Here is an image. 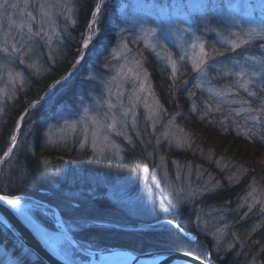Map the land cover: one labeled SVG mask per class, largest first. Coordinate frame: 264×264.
<instances>
[{
	"label": "rangeland",
	"instance_id": "1",
	"mask_svg": "<svg viewBox=\"0 0 264 264\" xmlns=\"http://www.w3.org/2000/svg\"><path fill=\"white\" fill-rule=\"evenodd\" d=\"M8 2L18 6L0 8V107H3V111L0 112V126L7 119L8 104H12L20 96L25 107L33 102L27 97L29 79L47 69L61 52L65 35L76 24L73 25L67 17L71 16L76 21L78 7V0H8ZM114 2L117 4V16L121 25L115 23L119 26L118 34L107 55L96 54V58L103 59V62L99 61V65L89 67L86 71L82 67L84 59L93 56L96 46L104 37L103 24L100 23L98 27L102 32L95 46L89 50L74 48V53L79 52L84 59L77 64L78 56L74 54L71 67L58 79L61 80V84L53 88L54 82L49 91L44 93L43 97L47 103L33 109L23 122H20V116L15 117L6 127L4 141L8 146L4 151L10 147V135L17 136V147L6 160L0 161V181L4 185L8 182L9 176L14 180L12 175L21 174L17 172L16 162L20 154L34 151L37 133H40V143L45 147L71 143L76 145L78 150L90 151L92 155L105 160L123 161L128 149L135 144L149 146L147 162L139 171L137 169L129 176H107L102 173L81 171L78 174L64 176L61 174L59 181L57 180L58 185L61 187L64 180L61 188L76 198L88 197L87 194H95L100 187L103 188L99 193L115 201L120 214L126 218L131 217L126 222L129 223L134 218L139 222L141 229L147 231L172 228L168 216L186 208L190 232L196 237L211 240L214 252L224 255L233 249L238 237L236 232L230 229L225 208L208 204L207 196L218 185L214 181L218 171L224 172L225 176L233 181L244 178L248 172L223 156L217 154L214 156L213 152L203 151L196 143L195 135L178 121L176 115L179 111L168 113L156 90V82L151 76L143 48L148 49L156 61L168 71L170 82L182 81L193 87L196 93L187 99L191 101L192 106L195 104L196 109L198 102L210 104L215 110L225 109L230 115H234L231 119L235 120L239 131L264 134L261 122L250 119L251 115L258 113L246 111L248 108H259L257 97H264V67L261 63L264 62V39H253V42L263 40L254 46V50L245 45L232 51L228 46H221L218 43L222 36H228L229 31L239 34L249 24L264 23V0H113L108 3V7L111 5L113 8ZM53 4L56 5L55 8L50 7ZM64 4L72 9L70 13L65 11L62 6ZM41 5L47 8L50 20L42 16ZM108 19L110 18L107 14L104 20L107 22ZM28 24L32 25V33L28 32ZM149 27L156 29L153 37L149 38V43L157 45L155 49L147 46L142 39L144 35L142 29ZM41 28L43 33L35 35ZM177 28H191L197 37H201L208 44H214L219 52L228 51V54L216 56L217 63L206 69V75L194 72L190 62L183 63L179 59L185 50V43L191 44L190 33L177 32ZM83 37L81 34L78 44L82 42ZM123 41L128 42L130 49L126 54L122 47ZM13 44L17 47L25 46L29 50L27 56L21 57L13 52L11 50ZM163 45H167V48H163ZM5 48H8V51H4ZM116 52L124 54V58L112 59V54ZM169 52L171 60L178 64L179 70L175 77L171 72L170 61L166 62L164 59ZM20 59H24L23 64L19 63ZM106 61L109 65L107 67ZM236 61L240 62L239 65ZM33 62L35 68L29 67L28 65ZM136 62H139V67ZM241 67L245 70L243 77L232 75L239 72ZM9 72L21 73L23 82L17 80L13 84L9 80ZM78 73L79 89L71 100L64 104L57 103L55 97L47 100L56 91V87L57 92L61 91V88L69 84ZM66 76L68 79L63 80L62 78ZM217 78H220V82ZM220 92H224L225 95L218 96L217 93ZM251 92H255L257 97L249 96L248 93ZM198 94L201 99L197 98ZM243 101L247 103H242ZM110 104L114 106L111 109ZM113 115L117 119L116 129L105 128L104 124L111 123ZM94 121L98 123L94 124ZM225 121L231 123L227 118ZM170 148L173 149L172 154L166 158ZM161 149L165 150L163 154ZM177 150L192 152L188 156L206 155L210 159L208 161L212 160L211 173L207 175L199 166L181 162L175 156ZM65 161L76 163L70 157H66ZM259 161L264 168V151ZM246 188L240 206L263 220L264 186L250 179ZM7 196L17 197L19 204L16 207L33 225L49 233L46 240H43L61 257L75 263L90 264L92 258L81 253L75 246L74 232L86 238L83 240L87 246L93 245L97 250V245L108 247V244H117L110 236L123 229L122 226L128 228L139 226L134 225L137 222L120 225L111 218L107 220L78 218L71 206L66 204L64 207L70 217L64 219L59 216L57 209L60 208L55 209L51 203L34 195L23 193ZM94 231L101 232V235L104 232L109 238L102 239L103 241L95 240L100 238V235L95 236ZM18 247L19 245L16 246L7 238H0V264H24L17 256L19 254H27L29 257L25 264L36 259L25 247L22 249L23 252L21 250L16 252ZM128 263L129 260L117 258L109 264Z\"/></svg>",
	"mask_w": 264,
	"mask_h": 264
},
{
	"label": "trees",
	"instance_id": "2",
	"mask_svg": "<svg viewBox=\"0 0 264 264\" xmlns=\"http://www.w3.org/2000/svg\"><path fill=\"white\" fill-rule=\"evenodd\" d=\"M112 1L107 0L103 8L104 11L100 21L103 24L104 37L96 46L93 56L84 59L82 67H84L83 70L85 71L89 67L99 65V61L103 62V59H97L96 57L103 53L107 55V51H109L118 34L119 26L116 24L119 23L121 25V22L118 21L116 1L113 8L111 5L110 8L108 7V3ZM94 3L95 0H78L76 24L65 35L63 49L57 54L53 63L47 69L29 79L27 97L30 101H36L43 97L44 93L49 91L51 85L71 67L73 56L78 53H74V48H81V43L78 44V39L81 34H85L86 25L90 19L89 9ZM111 10L114 11L111 12ZM107 14L110 19L106 22L104 16ZM143 49L145 60L152 73L151 76L156 82V90L168 113H177L179 111L176 115L178 121L195 135V141L200 148L202 147L203 151L213 152L214 156L216 154L223 156L233 161V164L237 167L248 172L244 178L233 181L228 176H225L224 172L218 171V176L215 175L214 180L218 185L207 196L208 204L216 205L222 209L225 208L230 229L236 232L238 237L233 249L224 255L216 254L212 248L213 243L211 240L202 239L199 236H197L196 240H193L182 233L176 223L187 232L191 231L188 227V210L186 208L181 212H173L168 216L171 220L172 228L165 227L162 230L147 231L141 229L139 222L134 218L133 221L126 222L131 217L127 216L126 218L120 214L117 203L99 193L100 191L102 192L103 188L100 187L95 194H87L89 195L88 197L76 198L74 195L71 196L72 194H67L61 188L65 182L62 178L63 181H60L62 186L58 185L57 180L60 179L61 174L62 176L78 174L81 171L84 173H102L107 176H129L137 169L139 171L143 164L147 162L146 160H148L146 155L149 152V146L144 147L141 144H135L128 149L123 161L105 160L92 155L90 151H80L76 145L71 143H64L62 146L45 147L40 143V133H37L38 136L35 138L33 147L35 148L34 151L30 152V150L20 154L16 162L17 172H21V174L12 175L14 180L9 176L8 182L4 183L5 186L0 181V193L12 196L23 193L34 195L60 208L59 210L65 218L70 217L69 212L64 207L66 204L71 206L76 213L75 216L78 218L91 220H107L111 218L118 221L120 225L137 222L134 225H139V228L122 226L123 229L118 230L119 232L113 235L110 234V239L114 238L116 240L115 243L118 245L130 246L133 249L142 251L157 248H180L198 254L210 264H264V219L260 220L255 213H249L240 206V201L244 196L250 179L264 186V168L259 161V157L264 151V141L260 137H264V134L259 132L245 135L241 132L242 130L239 131L240 129L237 128L235 120L232 121L231 118H234V115H230V112L225 109H213L204 116L206 104L198 102L197 109L193 110L191 101L187 99L196 93L193 87L184 84L182 81L170 82L168 71L156 61V58L148 49ZM222 53L225 55L228 54V51H223ZM217 80L220 82V78H217ZM79 82L80 73L69 84L64 85L61 91L57 92L56 87V91L47 100L55 97L57 103H66L76 94L77 89H79ZM68 86L69 88L67 89ZM197 98L201 99L200 94L197 95ZM22 99V96H20L15 102L8 104L6 107L7 119L0 126V156L8 146V143L4 141L6 127L11 124L15 117H19L26 108ZM202 116H204L203 119L201 118ZM226 118L231 123L226 122ZM38 126L40 127V122ZM172 150L170 148L167 151L166 158L172 154ZM164 152L165 150L161 149V154ZM175 153L176 158L181 162L187 165L192 164L195 167L199 166L207 175L211 173L212 160L208 161L210 159L206 155L199 156V154H195V156H188L192 152L181 150H177ZM66 157L74 159L76 163L65 161ZM44 161L48 163L45 164ZM210 162L211 164L208 165ZM258 222H261V224ZM100 233L93 232L95 236L100 235L98 240L103 241L102 239L109 238L104 232L102 234L106 236ZM0 238H7L11 243L17 242L19 244L13 233L7 229L3 230L1 224ZM17 243H15L16 246H18ZM18 248L15 250L16 252L22 251L24 246L19 244ZM31 254L35 256L36 259L33 260L36 264H45L39 256L33 252Z\"/></svg>",
	"mask_w": 264,
	"mask_h": 264
},
{
	"label": "snow or ice",
	"instance_id": "3",
	"mask_svg": "<svg viewBox=\"0 0 264 264\" xmlns=\"http://www.w3.org/2000/svg\"><path fill=\"white\" fill-rule=\"evenodd\" d=\"M106 0H95V3L90 6L89 9V15L90 19L86 25L85 29V34L83 37V40L81 42V49L83 50H89L90 47H94L97 39L99 38L102 29L98 27V25L101 23L100 17L103 14V8L105 7ZM18 5L13 3L9 4L8 0H0V8H16ZM65 8L66 12H71L72 9L68 7V5L64 4L62 5ZM50 7L55 8L56 5L53 4ZM42 9V16L48 17V19H51V16L49 15L47 8L44 5H41ZM31 16V14H29ZM34 19V17H33ZM67 19L71 20L72 24L74 25L76 23L75 20L71 18V16H68ZM24 25H21L23 27ZM27 29L29 33H32L33 28L31 24L27 25ZM177 32H187L190 33L189 39L191 40V44L185 43L184 45V52L183 54L180 55L179 59L180 62L183 63H191L192 70L198 74H204L206 75V69L208 67H211L217 63L215 57L216 56H222L223 53L219 52L218 49L215 47L214 44H208L206 41H204L201 37H197L195 32L191 29H176ZM143 32V41L146 43L147 46L152 47L155 49L157 47L156 44H151L149 43V38L153 37V35L156 32L155 28H146L142 29ZM43 33V29L41 28L40 31L36 32L35 35L39 36ZM254 38H261L264 39V23H261L260 25H253L249 24L247 28L243 29L241 33H232L229 31L228 36H222L221 39L218 41V43L221 44V46H228L232 51H235L237 49L242 48L245 45H248L252 43ZM135 42V41H133ZM49 45L51 44V39L49 38L48 40ZM122 47L125 50V54L130 51L128 48V42L123 41L122 42ZM163 48H167V45H163ZM210 49V50H209ZM11 50L15 52L18 56H27L28 49L25 48V46L21 45L20 47H17L15 44L11 45ZM4 51H8V48H5ZM78 59L76 60V63H80L81 60L84 59V56L81 55L79 52L77 53ZM119 57L120 59L124 58V54H121L119 52L113 53L111 58L112 59H117ZM166 62L170 61V66H171V72L173 77L176 76L178 72V64L175 60H171V53L169 52L165 57H164ZM245 59H249V57H245ZM211 62V63H209ZM19 63L23 64L24 59H20ZM236 63L239 65V61H236ZM262 63V67H264V62ZM137 67H139V62H136ZM29 67L35 68V62L32 64L28 65ZM105 66H109L108 62H105ZM75 67V65H73ZM123 71V67L121 69ZM131 71V69H129ZM257 73H252V75H256ZM71 73H69V76ZM227 75V74H226ZM232 75H235L237 77H243L245 75V70L243 67H241V70L239 72L232 73ZM63 80H67L68 77H63ZM115 79V78H113ZM9 80L15 84L17 80L23 82V76L21 73H12L9 72ZM61 80L55 81V84L52 86L53 88L56 85H60ZM243 87V85H241ZM245 91L247 92L248 90L245 88ZM6 94V93H5ZM249 96L252 97H257V94L255 92L248 93ZM117 95H120V92H117ZM218 96L225 95L224 92L217 93ZM260 107L259 108H248L246 111L252 112V113H258V114H253L251 115L250 119L254 122H261V126L264 127V97H257ZM44 103H47L46 99L44 97H41L39 100L30 102L29 105L24 109L23 114L20 115L19 120L20 122H23L26 118V116L31 114V111L33 109H38L43 106ZM242 103H247V101H243ZM114 107L113 105H109V109ZM193 110H196L195 104H193ZM212 106L210 104L205 105V110H204V116L208 114L209 111H212ZM218 110V109H217ZM3 111V107H0V112ZM87 111V110H86ZM126 115V114H125ZM107 117V114H105ZM204 116L201 118L203 119ZM67 123V122H66ZM98 123L96 121L93 122ZM117 126V119L115 115L111 117V123H105L104 127L107 129H112L115 130ZM245 135H249L248 132L244 133ZM95 135V133H93ZM262 141H264V137H260ZM10 147H8L7 151L3 152V155L0 156V161L6 160L10 154L14 151V149L17 147V136L16 135H10ZM95 143V142H94ZM45 164H47V161H44ZM231 179V178H230ZM251 195V193L249 194ZM0 201H5L8 205L11 206H16L19 204V199L17 197H9L7 195H0Z\"/></svg>",
	"mask_w": 264,
	"mask_h": 264
},
{
	"label": "water",
	"instance_id": "4",
	"mask_svg": "<svg viewBox=\"0 0 264 264\" xmlns=\"http://www.w3.org/2000/svg\"><path fill=\"white\" fill-rule=\"evenodd\" d=\"M0 195H3L0 193ZM0 220L14 233V235L27 247L38 254L47 264H78L61 257L37 234L31 221L16 206L8 205L5 201H0ZM182 233L187 237L196 240V236L181 228ZM73 243L93 260L90 264H98L109 254L125 251L133 257L130 264H139L142 260H154L153 264H210L204 258L196 254L178 249H153L138 251L133 248L115 247L108 250H92L87 248L82 242L73 237Z\"/></svg>",
	"mask_w": 264,
	"mask_h": 264
},
{
	"label": "bare ground",
	"instance_id": "5",
	"mask_svg": "<svg viewBox=\"0 0 264 264\" xmlns=\"http://www.w3.org/2000/svg\"><path fill=\"white\" fill-rule=\"evenodd\" d=\"M212 19H214V18H212ZM261 41H263V40H259V41H252V43H250V44H248L247 46L249 47V48H251V49H255L254 48V46L256 45V44H259ZM52 86V85H51ZM52 207L53 208H55V209H57V207L55 206V205H52ZM58 210V212H59V216L60 217H63L64 219H66L63 215H62V213L60 212V210L59 209H57ZM0 224H1V226L3 227V230L4 229H7V230H9L11 233H13L3 222H2V220H0ZM176 225L178 226V229H180V231H181V228L182 227H180L179 225H178V223H176ZM34 226V228H35V230H36V232H37V234L39 235V237L40 238H42V240L43 239H45L46 240V238L48 237V235H49V233L46 231V230H44V229H42V228H39L37 225L35 226V225H33ZM182 232V231H181ZM119 234H122V233H119ZM13 235H14V233H13ZM79 237H81V238H79ZM15 236V235H14ZM76 236V238H78L81 242H82V244H84L87 248H90V249H92V250H96L95 248H94V246L93 245H90V246H87L86 245V243L84 242V240L83 239H86L85 237H83L82 235H80L79 233H75L74 232V237ZM16 237V236H15ZM16 239H17V241L19 242V244L20 245H22V246H24L28 251H29V253H31V252H33V253H35L32 249H30L29 247H27L26 245H24L17 237H16ZM96 239H98V238H95V240ZM15 243H17V242H15ZM18 244V243H17ZM18 244V245H19ZM76 246V245H75ZM77 247V246H76ZM115 247H126V248H132V247H130V246H124V245H118V244H108V247H106V246H103V245H101V246H99V245H97V250H108V249H111V248H115ZM78 248V247H77ZM79 249V248H78ZM157 249H163V248H157ZM169 249H178V250H184V249H180V248H169ZM80 250V249H79ZM135 250H137V249H135ZM150 250H153V249H150ZM138 251H141V252H143L142 250H138ZM145 251V250H144ZM185 251H187V250H185ZM80 252L81 253H84V252H82L81 250H80ZM190 252H192V251H190ZM192 253H194V252H192ZM36 254V253H35ZM85 254V253H84ZM194 254H196V253H194ZM29 255V254H28ZM37 256H39L38 254H36ZM86 255V254H85ZM197 256H199L198 254H196ZM88 256V255H87ZM132 255L129 253V252H125V251H118V252H115L114 254H109L108 256H106L105 258H104V260H102L101 262H99L98 264H109L111 261H114L115 259H117V258H121V259H123V260H129V263L128 264H130V262H131V259H132ZM39 258H41L40 256H39ZM19 259L20 260H22V262L25 264L26 262H27V260H29V257H27V254H19ZM41 260L45 263V264H47L42 258H41ZM93 260H96V259H92V261L91 262H93ZM154 263V260H142V261H140L139 262V264H153ZM28 264H36V263H34V260L32 261V260H30V261H28ZM78 264H80V263H78ZM173 264H183V263H173Z\"/></svg>",
	"mask_w": 264,
	"mask_h": 264
}]
</instances>
